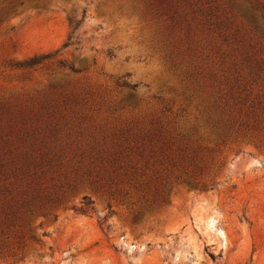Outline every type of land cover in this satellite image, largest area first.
<instances>
[{"label":"rangeland","instance_id":"374dc122","mask_svg":"<svg viewBox=\"0 0 264 264\" xmlns=\"http://www.w3.org/2000/svg\"><path fill=\"white\" fill-rule=\"evenodd\" d=\"M0 264H264V0H0Z\"/></svg>","mask_w":264,"mask_h":264},{"label":"trees","instance_id":"16d2710c","mask_svg":"<svg viewBox=\"0 0 264 264\" xmlns=\"http://www.w3.org/2000/svg\"><path fill=\"white\" fill-rule=\"evenodd\" d=\"M77 26L78 25H75V26L72 27V32L68 36L66 43L63 45L64 48L67 47V46H70L72 44L71 41H70V39L72 38L73 32L77 29Z\"/></svg>","mask_w":264,"mask_h":264}]
</instances>
